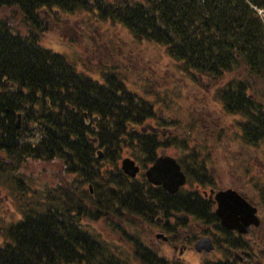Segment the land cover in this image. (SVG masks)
I'll return each instance as SVG.
<instances>
[{"label":"trees","instance_id":"16d2710c","mask_svg":"<svg viewBox=\"0 0 264 264\" xmlns=\"http://www.w3.org/2000/svg\"><path fill=\"white\" fill-rule=\"evenodd\" d=\"M254 4L264 6V0H0V11L13 9L20 18L13 24V19L0 17V97H13L7 102L21 110L28 130L40 132L36 142L19 150L33 159H56L75 175L50 186L35 208L6 230L0 264H171L135 237L128 239L131 261L120 259L100 234L89 230L88 222L107 218L120 233L124 222L156 221L159 211L190 209L199 215L194 210L197 197L169 195L144 176L132 179L120 171L117 160L124 154L145 167L172 140L141 130L151 125L155 111L121 81L109 77L106 84L97 83L76 72L62 55L41 47L46 19L84 12L100 23L120 22L139 39L164 45L194 81L230 76L241 67L264 78V27L251 8ZM221 96L226 109L248 119L241 128L243 137L261 141L264 113L259 107L253 111L245 87L225 84ZM101 162L108 166L103 172ZM85 182L91 193L82 186Z\"/></svg>","mask_w":264,"mask_h":264},{"label":"rangeland","instance_id":"374dc122","mask_svg":"<svg viewBox=\"0 0 264 264\" xmlns=\"http://www.w3.org/2000/svg\"><path fill=\"white\" fill-rule=\"evenodd\" d=\"M254 6L263 9L256 4ZM0 17L13 19L11 22L13 24H16L20 19L13 9L1 10ZM93 18V16L88 17L82 12L61 13L57 18H53V23L46 19L48 27L41 34L38 43L41 47L62 55L76 72L88 76L91 80L106 84L105 79L111 77L108 81H121L127 91L151 103L155 111V118L150 121L151 125L158 128L156 133L159 134V138L168 137L175 143L173 147H164L166 155L175 156L179 160L185 159L184 155L188 151L181 147L183 142L180 140H186L194 145L206 142V150L203 152L205 157L213 158L216 155L218 159L225 162L247 158L244 155L245 152L242 151L240 154L237 151L241 148L240 142L242 141L240 122L247 119L241 114H229L220 98L221 88L226 84L228 78H238L240 75L229 76L228 74L215 82L194 81L192 75L184 68L185 66L170 57L164 45L139 39L120 22L109 19L100 23ZM262 19L264 20V13ZM14 28L20 30L21 33L26 31L17 25ZM241 69L243 70L239 71V74L247 71L246 67ZM243 76L254 79L251 92L258 98V103L264 105V80L256 81L255 75L250 76L246 72L243 73ZM201 79L206 80L207 78L201 77ZM215 121L219 124L216 129L214 127L206 129L208 123ZM39 138L38 130H29L28 142H36ZM262 145V150H264V142ZM209 154L210 156H208ZM124 156L129 157L127 154ZM121 160L122 158L117 160V166L124 174ZM135 162L140 166L137 175L134 178L124 175L132 179L143 180L147 167L136 160ZM99 166L101 171L108 168L102 162L99 163ZM61 167L62 164L56 159L44 161L27 157L22 167L11 174L13 175L12 179L17 177L23 180V184H20L19 180H12L10 186L8 182H0L3 191L12 200L13 223L22 218L28 209L35 208L37 200L46 196V191L50 186L70 181L75 177V175L66 173ZM226 168L220 167V172L225 174ZM229 182V178H225L222 185H228ZM88 184L90 183L85 182L82 186L84 188L91 187V184L89 186ZM192 187L187 184L182 190L193 189ZM154 219L156 221L150 222L141 218L138 219L136 225L126 221L123 223L125 227L121 229L120 233L112 229L115 224L107 218H100L97 221L90 220L88 226L90 231L100 234L105 242L116 250L117 256L122 260L131 261L133 248L128 239L133 240V237L149 245L159 256L171 264L175 262L204 264L220 254L218 250L213 254H200L192 248L178 260V249L174 250L173 246L180 247L183 244L192 246L194 238H198L200 235V226H172L170 228L174 231L171 232L164 224L168 219L167 214L159 211ZM161 220L165 221L161 222ZM7 227L10 226H0V243L5 238ZM157 234H162L166 238L172 236V239L165 241L162 238H157ZM186 234L191 235L189 240L192 241L185 240Z\"/></svg>","mask_w":264,"mask_h":264},{"label":"flooded vegetation","instance_id":"af4514ba","mask_svg":"<svg viewBox=\"0 0 264 264\" xmlns=\"http://www.w3.org/2000/svg\"><path fill=\"white\" fill-rule=\"evenodd\" d=\"M49 21L53 23V19L50 18ZM241 68L237 69V71L232 74V76L240 75V77L228 78L226 84L234 83L244 86L247 100H250L249 102L253 111L259 107L262 108L263 114L264 105L258 103V98L251 92L254 79H248V77L243 76L244 72L248 73L250 76L255 74L247 67V71L240 72L239 74V71L243 70ZM255 76L256 81L259 79L264 80L262 77ZM217 80L218 79L209 78L206 80H202L201 78L197 79L200 83L215 82ZM220 98L222 99L221 94ZM12 99L13 97L10 96L0 97V182H8L9 186L12 180H19L21 182L20 184H23V180L17 177L12 179L13 175L11 174H13V171L21 168L27 160V156L23 151L21 152V150H19V146L28 143L27 139L29 132V126L24 116H22V112H19L21 110L16 109L18 112L13 110V106L7 102V100ZM18 106L19 105H17V107ZM22 106L25 108V104ZM203 109L206 110V108ZM225 110L229 114H241V116H243V113L233 112L226 108ZM261 122L264 124V120ZM243 123L244 121L240 122V130ZM249 123L250 122H248V130L249 134H251L252 125ZM218 125L217 121L211 122L207 124L206 129H210L211 127L216 129ZM241 134V148L239 150L237 149V151H239L240 154H242V151L245 152L244 155L247 157L246 159L225 162L222 161V159H218L216 155L214 156L215 158L205 157L203 152L206 150V142L200 145H194L190 144L188 141L186 142V140L181 146L184 150L188 151L184 155L185 159L179 160V158L171 156L179 164L185 176V184L174 194L164 191L169 195L180 193L182 196H186V198L197 197L198 207L194 210H197L199 215L196 217L194 214L190 213V209L181 212L176 209H170L171 211L167 214L168 219L166 221L161 220V222L165 221V226H168L171 232L174 231V229L170 228L172 226H200V235L198 238L193 237L194 240L192 241L189 240L191 238L190 234H186L185 236L187 242L192 241V246L186 244L180 247L177 245L173 246L174 250L178 249V260L182 258V255L186 253V251L192 250V248L194 249V243L197 240L209 238L213 245V249L210 252H206L205 250L200 252L194 250L200 254H213L218 250L220 254H215L217 257L211 259V261H229L234 264H264V150H262L264 137L261 141L254 142L252 140V135H250V137L247 136V138H249L247 141V139L243 137L242 130ZM14 142L15 145H13ZM174 144L175 143L172 142L169 146L173 147ZM15 147L18 149L15 150ZM213 147H215L214 144ZM164 149H159L157 156L165 154ZM211 151H213V149H211ZM208 156H210V154ZM151 163L146 167H149ZM220 167H227L224 170L225 174L220 172ZM225 178H229L230 182L228 185L224 186L222 185V181ZM187 184L193 186V189L183 191L182 189ZM227 190L235 192L236 195L248 205L249 214L247 215V224L241 222L243 221L241 215H237L236 221H238L235 223L229 222V224H225L222 222L217 212L219 210L217 194ZM11 202V198L3 191L0 185V226L13 225ZM233 225L248 227L245 232L236 228L229 229L225 227ZM8 228L9 227H7L5 231L8 230ZM169 237H167L166 241L172 239V236Z\"/></svg>","mask_w":264,"mask_h":264},{"label":"water","instance_id":"95a60500","mask_svg":"<svg viewBox=\"0 0 264 264\" xmlns=\"http://www.w3.org/2000/svg\"><path fill=\"white\" fill-rule=\"evenodd\" d=\"M157 131L156 128L147 125L146 129ZM95 141V139H93ZM97 157L101 156L99 151L96 152ZM121 168L124 174L135 177L139 172V166L136 165L135 161L126 157L121 161ZM145 177L147 181L153 186H160L168 193H176L180 187L185 184V176L180 169L179 164L176 160L166 154L158 156L153 163L145 170ZM91 191V189H89ZM219 200V210L217 211L220 215L222 222L229 224V222L235 223L237 215L243 217V224H247V215L249 214L248 205L241 200L235 192L227 190L217 194ZM229 229H238L242 232L247 230L248 226H225ZM157 238H162L166 241V237L162 234H157ZM194 249L196 251L205 250L210 252L213 249L209 238H202L194 243Z\"/></svg>","mask_w":264,"mask_h":264},{"label":"built area","instance_id":"2783aa9c","mask_svg":"<svg viewBox=\"0 0 264 264\" xmlns=\"http://www.w3.org/2000/svg\"><path fill=\"white\" fill-rule=\"evenodd\" d=\"M260 12H261V10H260Z\"/></svg>","mask_w":264,"mask_h":264}]
</instances>
